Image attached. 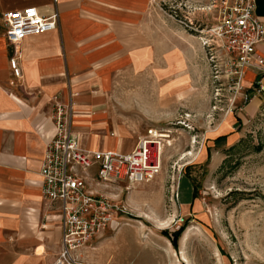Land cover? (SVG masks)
Masks as SVG:
<instances>
[{
    "label": "rangeland",
    "instance_id": "374dc122",
    "mask_svg": "<svg viewBox=\"0 0 264 264\" xmlns=\"http://www.w3.org/2000/svg\"><path fill=\"white\" fill-rule=\"evenodd\" d=\"M137 2L135 32L150 37L151 66L112 83L107 133L124 153L149 127L170 138L152 181L90 184L124 213L80 249L79 261L264 264V104L245 115V92L212 78L201 44L216 20L210 0Z\"/></svg>",
    "mask_w": 264,
    "mask_h": 264
},
{
    "label": "crops",
    "instance_id": "0c3cea01",
    "mask_svg": "<svg viewBox=\"0 0 264 264\" xmlns=\"http://www.w3.org/2000/svg\"><path fill=\"white\" fill-rule=\"evenodd\" d=\"M26 7L42 17L55 12L57 19L54 30L16 46L6 42L0 19V264H53L60 220L41 198L38 173L53 135L49 99L71 102L73 132L84 148L123 151L121 140L107 133L103 100L119 75L151 66V46L149 36L135 32L136 0H0V16ZM254 15L264 24V0H255ZM257 53L264 56V44ZM257 77L248 70L240 82L249 95L245 115L264 99L251 90ZM260 81L264 87V76Z\"/></svg>",
    "mask_w": 264,
    "mask_h": 264
},
{
    "label": "built area",
    "instance_id": "2783aa9c",
    "mask_svg": "<svg viewBox=\"0 0 264 264\" xmlns=\"http://www.w3.org/2000/svg\"><path fill=\"white\" fill-rule=\"evenodd\" d=\"M210 2L216 20L205 29L201 44L212 78L221 77L227 91L241 97L240 82L250 70L259 76L253 80L251 90L264 94L260 81L264 76V56L257 53L264 44V24L254 15L255 0ZM0 19L6 42L16 46L25 38L54 30L57 16L54 12L42 17L34 7H26L3 12ZM16 59L8 61L15 78L19 77ZM248 97L245 92V99ZM49 103L53 135L41 156L38 173L41 198L55 207L60 220L59 248L53 264H81L80 249L111 228L117 215L124 213L117 199L100 194L90 184L102 188L152 181L160 171L161 148L168 144L170 132L149 127L125 153L90 150L73 132L71 102L53 95Z\"/></svg>",
    "mask_w": 264,
    "mask_h": 264
},
{
    "label": "trees",
    "instance_id": "16d2710c",
    "mask_svg": "<svg viewBox=\"0 0 264 264\" xmlns=\"http://www.w3.org/2000/svg\"><path fill=\"white\" fill-rule=\"evenodd\" d=\"M252 87H254V84L252 85ZM193 193V192H192ZM194 194H192V197H193Z\"/></svg>",
    "mask_w": 264,
    "mask_h": 264
},
{
    "label": "bare ground",
    "instance_id": "6f19581e",
    "mask_svg": "<svg viewBox=\"0 0 264 264\" xmlns=\"http://www.w3.org/2000/svg\"><path fill=\"white\" fill-rule=\"evenodd\" d=\"M137 180H138V178H137Z\"/></svg>",
    "mask_w": 264,
    "mask_h": 264
}]
</instances>
